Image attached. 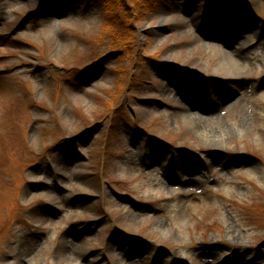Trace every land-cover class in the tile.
Wrapping results in <instances>:
<instances>
[{
	"label": "rangeland",
	"instance_id": "1",
	"mask_svg": "<svg viewBox=\"0 0 264 264\" xmlns=\"http://www.w3.org/2000/svg\"><path fill=\"white\" fill-rule=\"evenodd\" d=\"M0 264H264V0H0Z\"/></svg>",
	"mask_w": 264,
	"mask_h": 264
},
{
	"label": "bare ground",
	"instance_id": "2",
	"mask_svg": "<svg viewBox=\"0 0 264 264\" xmlns=\"http://www.w3.org/2000/svg\"><path fill=\"white\" fill-rule=\"evenodd\" d=\"M218 23L215 21L214 22L210 21V23L208 25V29H207V32H208L207 37L216 38V37L221 36L219 38H221V39L224 38V36L215 33V31L217 30V28H221V26L225 27L227 24H225V23L224 24L223 23L218 24ZM234 41H235V39L228 38V40L223 39L222 43L224 44V46H226L228 48V47L233 45ZM207 48L214 50V47L210 43L207 44ZM220 52H221V53H219L220 57L223 60H220L217 64V66H214V68H213V70L215 72H218L219 75H222L221 79L223 81V83H222L223 88H221V91H219L220 98H219L218 102L228 101L232 98V96H234V94H236V92L238 90L236 85H238V84H236L237 81L235 79H236L237 75L241 74L240 69L238 68V64H236L235 60L229 58L228 55L226 54L227 49L221 50ZM218 102L208 103L205 105H199L198 108L203 110V111L217 110L218 105H220V104H218ZM187 110L189 111L190 109H187ZM199 115H200V113L197 111H189L187 113V115H185V116L189 121H191V124L194 127L202 129V127L205 128L206 125L204 122L199 120V118H198ZM242 127H243V122L237 127V129L238 130L242 129Z\"/></svg>",
	"mask_w": 264,
	"mask_h": 264
}]
</instances>
